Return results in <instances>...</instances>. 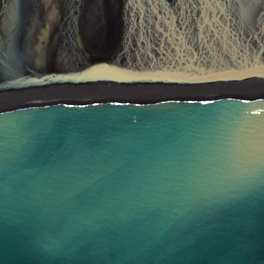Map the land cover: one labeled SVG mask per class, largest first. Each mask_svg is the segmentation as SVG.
Returning a JSON list of instances; mask_svg holds the SVG:
<instances>
[{
  "label": "water",
  "instance_id": "95a60500",
  "mask_svg": "<svg viewBox=\"0 0 264 264\" xmlns=\"http://www.w3.org/2000/svg\"><path fill=\"white\" fill-rule=\"evenodd\" d=\"M147 1L127 0L121 33L143 25ZM57 3L45 21L42 0H0V264H264V87H226L264 81V2L249 41L225 0H197L210 10L194 51L199 27L169 4L148 65L135 39L97 57L75 37L81 0ZM138 81L200 89L97 86ZM81 83L100 92L56 94Z\"/></svg>",
  "mask_w": 264,
  "mask_h": 264
},
{
  "label": "bare ground",
  "instance_id": "6f19581e",
  "mask_svg": "<svg viewBox=\"0 0 264 264\" xmlns=\"http://www.w3.org/2000/svg\"><path fill=\"white\" fill-rule=\"evenodd\" d=\"M226 1V15H228L230 18L233 17L234 25L237 27L239 31V36L242 38L248 37V40H251V37L253 35L252 32H250V24L249 21L253 19V16L255 12L253 11L254 4H258L261 1L264 2V0H225ZM174 2V3H173ZM247 2H250L247 4ZM43 8L42 12L45 14L44 20L50 21V20H57L58 18H61V12H60V6L57 3V0H42ZM94 3H97L94 5ZM107 3V6H106ZM126 3L127 0H81L80 5L77 7V18L74 24V27L77 26L80 28L79 33L75 34V37L77 40H79L80 44H85L86 42L92 43L94 45L97 42L99 51L102 52L104 49L103 47H109V44L106 43L105 39L107 36V29L111 27L110 30V37L108 42L114 43L112 47L110 46V49L107 50L104 53H100L97 57L100 58H110L117 49L120 50H128L131 51L132 43L134 42V39L136 40V48H139L143 46L142 49H145L142 53L143 55L139 56V61L142 62L144 65H148V59H151L153 61H156L161 57L163 54L164 45L163 42L160 44L161 36H165L166 32H163L162 34V24H160V21L163 17V11L164 9L171 3H173L175 6L173 8V14H176L177 21L179 20V25L181 26H190L194 25L196 22L198 24L197 27L198 31H196V34L191 39L190 35H188V40L185 44H190V46L187 48L189 50H193L194 47H192L195 42V38L198 39L201 35L199 33L207 26L206 23V13L208 9L210 8L206 5L201 6L200 3H197V0H152L147 1L146 3L143 2L140 5L141 8V14L140 19H144V23L141 27H139L137 30L132 29L131 37L128 36V32L121 33V31L124 29V13L126 11ZM167 4V5H166ZM102 5V8L96 9V7H100ZM208 8V9H207ZM244 10L246 12H244ZM262 13H264V8L261 9ZM197 13V19L196 22L193 18V14ZM254 12V13H253ZM253 13V14H252ZM252 14V15H251ZM145 15V16H144ZM179 16H181V19H179ZM213 17H215V12H213ZM251 18V19H250ZM173 20V19H171ZM43 22V21H41ZM42 24V23H39ZM109 24V25H108ZM132 26V25H131ZM164 27V26H163ZM73 29V28H72ZM76 32V31H75ZM168 32V30H167ZM260 32L262 33V41L258 42L257 48H261V53L264 55V21L262 22V29L260 27ZM190 39V40H189ZM117 42H119V47H116ZM135 43V42H134ZM251 44V42H249ZM261 43V44H260ZM184 45V44H183ZM186 46V45H185ZM182 50H186L184 47H182ZM194 51V50H193ZM164 59H166V55H164ZM148 60V61H147ZM146 61V62H145ZM259 72L260 69H257ZM231 80L227 81L228 84L226 87L231 88L235 91H244L242 89L248 90L253 89L256 87L255 85H249L247 84L248 81H252L253 79L245 81L244 79L240 80ZM257 80V79H255ZM262 81L257 80L259 87H264V81L261 84ZM82 84H76L71 85V87L67 86H60L58 92H56L57 95H72L74 93H78L80 95H96L98 92L103 91L106 93V95H113V94H121L122 92H127V94L130 95H143L146 93H162L167 92L168 90L173 89H180L184 86L190 85H178L176 86L174 83H165L163 81H156V82H148V81H138L136 83L126 84V85H110L106 84L108 86H104V84H101V86L97 85L99 88H102L100 91L89 90V86L83 87ZM202 84V83H200ZM198 86H213L211 87L214 89L215 87L220 88V85L213 84V83H207L203 85ZM67 87V88H65ZM188 87V86H187ZM191 89H200L199 87H196L194 85H190ZM81 88V89H80ZM85 88V89H82ZM47 89H43L47 91ZM74 89V90H73ZM66 91V92H64ZM196 91V90H195ZM252 91V90H250ZM16 92V90H14ZM28 96H33L31 94H27Z\"/></svg>",
  "mask_w": 264,
  "mask_h": 264
},
{
  "label": "rangeland",
  "instance_id": "374dc122",
  "mask_svg": "<svg viewBox=\"0 0 264 264\" xmlns=\"http://www.w3.org/2000/svg\"><path fill=\"white\" fill-rule=\"evenodd\" d=\"M97 3H94V5H96ZM106 6H107V3H106ZM100 8H102V5L100 6V7H96V9H100ZM193 18H194V20H195V22H196V19L195 18H197V13L195 12V14H193ZM179 19H181V16H179ZM179 21V20H178ZM109 25V24H108ZM179 25V24H178ZM195 25H196V27L198 26V24H197V22L195 23ZM179 26H181V25H179ZM196 34V31H193V33H192V35L190 36V38L192 39L193 38V36ZM190 35V34H189ZM190 40V39H189ZM196 41V38H195V40H194V42ZM106 43H108L109 44V47H108V45H107V47H106V49H105V46H104V50L102 51L103 53L104 52H106L107 50H109L110 49V46L112 47V45H114V43L112 44V42L110 41V42H107V40H106ZM187 47H189L190 46V44H185ZM184 46V45H183ZM109 48V49H108ZM142 48H143V46H142ZM141 48V49H142ZM253 82H255V80L253 79ZM99 86H101V85H99ZM104 86H108V85H106V84H104ZM188 86V88H190L191 89V87H190V85H187ZM255 86H257L256 88H260L259 86H258V84L256 83L255 84ZM81 89V88H80ZM74 90V89H73ZM242 90H246V88L245 89H242ZM250 90H252V89H248V91H250ZM254 90V89H253ZM64 92H66V91H64ZM61 95V94H60ZM114 95H117V94H114Z\"/></svg>",
  "mask_w": 264,
  "mask_h": 264
}]
</instances>
